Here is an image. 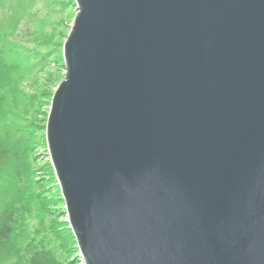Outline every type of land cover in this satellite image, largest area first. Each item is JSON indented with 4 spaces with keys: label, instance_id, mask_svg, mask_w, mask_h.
<instances>
[{
    "label": "water",
    "instance_id": "95a60500",
    "mask_svg": "<svg viewBox=\"0 0 264 264\" xmlns=\"http://www.w3.org/2000/svg\"><path fill=\"white\" fill-rule=\"evenodd\" d=\"M46 138L82 264H264V0H74Z\"/></svg>",
    "mask_w": 264,
    "mask_h": 264
},
{
    "label": "rangeland",
    "instance_id": "374dc122",
    "mask_svg": "<svg viewBox=\"0 0 264 264\" xmlns=\"http://www.w3.org/2000/svg\"><path fill=\"white\" fill-rule=\"evenodd\" d=\"M74 0H0V216L13 230L0 264H27L28 251L52 249L65 263L79 256L46 138L51 99L64 79L63 45Z\"/></svg>",
    "mask_w": 264,
    "mask_h": 264
},
{
    "label": "trees",
    "instance_id": "16d2710c",
    "mask_svg": "<svg viewBox=\"0 0 264 264\" xmlns=\"http://www.w3.org/2000/svg\"><path fill=\"white\" fill-rule=\"evenodd\" d=\"M5 99L4 93L0 85V111L2 103ZM3 142L0 141V163L7 155V151L3 146ZM13 213L12 211L5 209L0 216V247L5 241L9 239L10 234L13 230ZM73 236V232L71 230ZM74 237V236H73ZM78 250V248H77ZM79 252V250H78ZM74 261L80 263L79 256L74 258ZM27 264H69L60 260L52 249L39 248L36 250L28 251V262Z\"/></svg>",
    "mask_w": 264,
    "mask_h": 264
}]
</instances>
